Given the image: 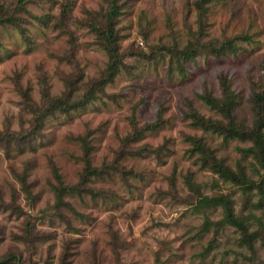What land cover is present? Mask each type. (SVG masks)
Segmentation results:
<instances>
[{
	"label": "rangeland",
	"instance_id": "rangeland-1",
	"mask_svg": "<svg viewBox=\"0 0 264 264\" xmlns=\"http://www.w3.org/2000/svg\"><path fill=\"white\" fill-rule=\"evenodd\" d=\"M197 1L0 0V132L25 133L33 126L21 93L39 110L41 83L51 98L71 92L76 101L92 90L85 106L48 115L33 138L0 141V260L264 264V230L253 251L233 227L204 230L206 219L222 218V209L197 211V193L186 184L192 176L202 195L228 196L250 231L260 228L258 220L264 227V169L241 152L252 144L224 142L197 130L187 116L194 109L217 118L199 97L220 96L223 75L236 98L235 120L254 125L256 107L264 118V101L258 106L255 99L264 93V0H212L203 5L201 22ZM112 6L123 56L115 77L105 82L109 59L91 23L106 26ZM10 15L16 22H3ZM237 36L249 42L235 41L234 55L206 54L215 39ZM194 46L198 54L183 61L179 51ZM150 124L155 128L135 136ZM189 135L202 137L230 168H244L247 190L202 169L189 151ZM85 159L99 177L82 180ZM55 172L64 185L82 189L64 196L73 211L54 207Z\"/></svg>",
	"mask_w": 264,
	"mask_h": 264
},
{
	"label": "trees",
	"instance_id": "trees-1",
	"mask_svg": "<svg viewBox=\"0 0 264 264\" xmlns=\"http://www.w3.org/2000/svg\"><path fill=\"white\" fill-rule=\"evenodd\" d=\"M212 0H198L195 3L197 9L201 12L199 15V21L201 22V18L203 17V5ZM19 7L12 11L16 12ZM65 11V9H64ZM203 11V12H202ZM118 11L115 6L109 10L108 18L106 26L103 28L96 27L97 25L93 21L91 26L99 33L100 37L103 41V49L106 51L108 55V64L106 67V80L105 82H109L112 80L119 70V65L122 63V56L119 52V47L116 44V38L113 30V24L111 22V16L115 15ZM7 21L3 22H16L15 18H11V15L6 19ZM2 20L0 19V23ZM202 32L203 26L200 27ZM243 41L249 42L248 37L237 36L232 39H225L224 41L214 40L209 43L205 50L206 54H211L213 57H224L226 55L232 54L234 55L237 52V45L235 41ZM196 43H198L196 39ZM198 47H186L179 51L181 58L183 61H188L196 56ZM204 52V49L201 48ZM219 90L221 95L215 96L209 92H204L199 98L201 102L207 106L211 111H213L217 118H205L200 115L196 110L190 109L188 111V118L197 130H201L204 133H213L220 138L223 139L224 142L230 141H239L242 143H250L252 144L250 147L243 149L241 152L245 154V156H252L254 160L264 169V118H261V108L256 107V111L258 113L257 118L255 120L254 125H246L241 124L235 120V104L236 98L234 92L231 90L230 82L226 76H219ZM103 82V83H105ZM101 83V84H103ZM42 85V103L43 107L39 110L36 108V105L32 102L29 94L27 92H22V100L26 109L30 111L33 115V126L26 131L25 133H16V132H0V141L7 140L8 142L14 140H27L28 138H33L38 132H40V126L43 123V120L48 116L52 115L55 111H70L74 110L78 107H83L90 102L92 99V90H87L86 93L83 94L82 98L76 101H73L71 92L64 93L58 97L51 98L49 91L46 87L45 83H41ZM256 102L258 106L264 101V93L256 94ZM35 106V107H34ZM159 123L158 122L156 124ZM156 124L147 125L143 127V130H135V136H140L142 132L145 130H151L155 128ZM135 127V126H134ZM186 143L189 145L192 155L196 156L198 159L200 166L202 169H205L217 176H219L224 182L232 183L237 186H242V188L246 191L247 187L251 184L250 179L246 176V171L241 166H238V170H234L230 168L223 159H217L212 151L207 147L204 139L198 136H187L185 138ZM82 146L87 153L88 146L85 140H82ZM86 155V154H85ZM56 178L58 180V184L54 187V197H55V205L54 207L65 206L69 209H72L71 205L68 202L64 201L65 195H73L75 193L79 194L81 192V188L77 185L66 186L60 179V176L55 172ZM99 169L91 166L90 161L85 159V166L82 173V180H90L91 177H99ZM186 184L191 191L197 193V203L195 205V209L197 211H204L207 209H222V218L217 222H211L206 219L204 222V230H208L211 225L216 226L217 228H221L224 226L233 227L237 230L241 237L239 238L241 244H246L248 248L253 251L254 243L258 242L261 239V230H264L262 223L258 220L259 223L257 230L250 231L249 225L250 223L247 219L237 215L234 211L233 204L228 196L218 195V196H207L202 195L199 192V187L196 183L193 182L192 176L188 177L186 180ZM261 193V186L256 187ZM87 193L98 196L102 193L98 190L89 189L85 190ZM264 191V188L263 190ZM264 195V193H261ZM17 210V209H16ZM73 211V209H72ZM75 213V211H74ZM77 214V213H76ZM78 215V214H77ZM65 223L70 226V223L66 220ZM24 234L27 236L29 233V223L26 224L24 228ZM25 237V238H26ZM19 258L16 255H10L7 258L0 260V264H12L18 263Z\"/></svg>",
	"mask_w": 264,
	"mask_h": 264
}]
</instances>
